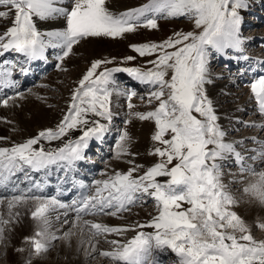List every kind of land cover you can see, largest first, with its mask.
I'll list each match as a JSON object with an SVG mask.
<instances>
[{
  "label": "snow or ice",
  "instance_id": "6c2138e0",
  "mask_svg": "<svg viewBox=\"0 0 264 264\" xmlns=\"http://www.w3.org/2000/svg\"><path fill=\"white\" fill-rule=\"evenodd\" d=\"M249 7L250 0H149L140 7L116 13L106 7V0H0V19H11V25L0 32V57L17 53L26 62L46 59L45 52L51 48L61 50L57 59L63 64L73 54L74 46L88 38L116 39L138 28L158 29V19L186 17L194 21L191 31L176 32L159 43L131 46L140 57H154L147 62L151 67L146 70L103 67L116 63L109 59L90 62L55 129H44L24 142L0 147V187L8 192L11 177L25 168L39 171L58 162L71 166L86 160L85 150L90 141H102L109 131L114 115L113 94L126 96L129 117L154 121L151 139L161 147L150 154L157 156L159 162L147 167L142 175H134L143 166L129 160L132 167L127 172H115L107 179L97 180L94 193L75 202L71 209L75 212L73 226L86 228L90 235L87 242L81 243H88L91 245L88 251L95 252L98 237H125L134 233L130 239L106 240L110 248L99 251V256L108 264H164L161 257L169 252L176 258L174 264H264V241H256L243 219L230 210L237 201L221 182L222 162L232 157L240 164L244 157L233 143L225 142L226 133L217 123L205 89L211 83L209 63L214 55L224 56L228 50L244 52L246 38L241 33L244 23L241 12ZM35 18L40 21L62 18L65 25L42 32ZM241 58L248 59L237 57ZM135 59L128 56L126 61ZM0 65H3L0 88L13 87L15 63L9 65L5 57ZM28 71L20 65L21 75H27ZM116 73H127L138 83L150 86L148 102L150 105L157 102L154 110L133 113L131 99L137 93L118 90ZM250 90L259 112L264 114V77L251 82ZM23 98L22 94L2 97L0 106H15L10 105V100ZM70 131L81 134L56 149L40 146L41 141L63 140ZM130 139L127 130L119 135L117 159L134 155L129 152ZM253 142L260 145L253 150L257 153L253 159L264 161V142ZM246 170L256 179L243 191L264 205V170L250 166ZM160 177L167 180L161 182ZM145 197L153 200L157 210L146 222L109 226L83 220L85 215L118 216L130 212L133 207L143 206ZM30 201L31 218L37 226L34 235L26 237L25 242L31 245L30 255L40 256L49 250L52 241L67 240L73 234L69 231L58 237L50 231V211L69 206L55 198L45 199L24 191L8 192L0 198V206L7 208V218L0 212V243L5 239L6 226L20 215L13 209ZM258 227L264 229V223H258ZM26 264H31V259Z\"/></svg>",
  "mask_w": 264,
  "mask_h": 264
},
{
  "label": "rangeland",
  "instance_id": "374dc122",
  "mask_svg": "<svg viewBox=\"0 0 264 264\" xmlns=\"http://www.w3.org/2000/svg\"><path fill=\"white\" fill-rule=\"evenodd\" d=\"M113 1L115 2L116 0H106V7L116 13L131 10L149 2V0H123L128 4H132V7L122 9ZM241 14L244 16V23L241 27V33L242 37L246 38L244 52L237 53L233 50H228V54L234 56L233 59H231L230 56L225 57V59H221L219 55H214L209 63V79L211 80V83L206 84L205 89L209 99L212 100L213 109L218 118L219 116L217 112H219V110L226 112L225 109L236 108L241 104L239 108V119L234 121L233 125L225 124L223 126L220 125V127L221 130L226 133L225 138L228 140L238 139V137L240 138L242 135L246 136L248 134L249 137L244 140L241 139L243 145L242 147H245L248 143H254L252 140L253 138L260 140L259 138L264 137V124L262 126L263 129L261 128L258 131L256 130L257 128H255V126L250 125L251 120L249 119L253 114L252 109L250 107V109L245 107L248 106L249 103H245V108L240 111L242 103L246 100V98L248 96L250 98L252 96L253 98L250 90V83L259 77H264V0H250L249 10L246 12L242 11ZM57 21H59V23H56ZM57 21H40L38 18H35L37 28L42 32H47L54 29H62L65 25V21L62 18L58 19ZM10 25V18L8 20L0 19V32H3ZM193 28L194 21L189 20L186 17L158 19V29L138 28L133 33L125 34L123 38L111 39L106 37H98L83 40L80 44L74 46L73 54L65 59L63 64H61L57 59L61 52L60 49L49 51L46 53L47 61L42 60L40 61L41 63H39L43 67L41 66L39 69L38 67H33L32 70H30L29 62H26L22 55L17 53H6L5 57L7 58L8 64L12 65L15 63L16 67L14 69L12 79L15 81V88H18L17 92L7 97H14L20 94H22L23 97L29 96L30 100L25 97L20 99L22 102L16 107V112L20 114L22 109H27V107L34 108L35 105L33 104L37 103L44 110H49L52 113L51 116L53 117V122L52 124L45 126L44 129H55L58 123L61 121L63 115L67 112L68 105L71 101L72 91L77 87L79 79L82 78V75L90 67V62L95 60L109 59L115 60L116 63L106 64L103 67H139L142 70H146V68L151 67V65H148L147 62L151 59H154V57H140L137 53L132 51V45H140L150 42L159 43L173 36L176 32H188L193 30ZM128 56H134L136 59L134 61L127 62L126 58ZM240 56L248 57L247 60L243 59L245 62H250L248 66H245V62H242V58L237 59V57ZM5 57H0V60H4ZM257 60L259 63H255ZM32 62L33 61H30L31 64ZM22 64L25 68L30 70L28 71L27 75H21L19 72V67ZM2 66L3 65H0V67ZM120 74L121 73H116L114 76L117 82V89H133V86L131 83H128V80L130 79L132 82L137 81L127 73H123V75ZM170 75L171 73H169V77ZM213 82H218V84L225 83L226 87L223 89H225V93L227 94H224L223 92H217L214 99L210 90V86ZM151 91L152 88L150 86L142 85L140 83L138 84V89L136 92L137 94L131 99V103L134 105L133 109L131 110L133 113L154 110V108L157 106V102L153 101L151 105L148 102V97ZM128 102L129 101L126 96H121V99H119L118 103L111 106L112 112L119 116L114 120V122L112 121L109 128V132L112 131L113 133L112 140L109 141V143L102 141L98 142L94 140V142L91 143L88 149L85 151V156L89 162H91V169L95 172L92 180L93 182H91L92 186L90 194L94 193L96 188L95 182L97 180L107 179L108 176L113 175L115 172H127V170L132 167V165L128 163L129 160H134L135 164L143 166L138 173H134V175H142L144 170L147 167H150L148 165L150 163L151 155L149 152H151L156 147H161V145L152 141L151 139V136L155 132L154 121H141L139 119L129 117V109L127 107ZM0 108L2 109H0L1 114L2 111H5L3 109L6 107L0 106ZM195 115L198 116V114ZM262 117L263 116L259 115L255 117V119L259 121L262 119ZM10 118L14 119L11 120ZM198 118L201 117L198 116ZM129 119L131 120L130 123L127 122ZM14 120H16L15 116H9L8 122L0 121V124L5 122L10 128V137L5 138L3 143L13 142L12 137H19L22 136L23 133L27 134L30 131H25V127L23 128L21 124L16 123ZM147 129L149 130L150 136L147 134ZM123 130H127L129 133L131 138L128 141L129 152L133 153L134 155L122 156L117 159L115 155L116 145L119 142V135ZM39 131L41 130L37 129V133ZM225 142L227 141L225 140ZM238 149L240 150V153L245 154V160L243 162L245 167L239 165H230L231 157H229L228 161L225 162L226 164L222 162L221 182L225 185L226 191H228L237 201L236 205L232 206L230 210L236 212L243 220L244 216L249 217V222L253 223V218H251V215L245 208V205L240 202L239 199L243 193L241 189L244 184L250 180L256 179V177L246 169L252 165L254 167H251L252 169L264 170V161L253 159V157L257 154L256 151L253 150L257 148H241L243 150H247L248 153H243V150L241 151L240 147ZM147 155H149V158L146 157ZM92 158L93 161H91ZM152 158L153 162L151 164L154 166L155 163L159 162V158L155 155H152ZM173 164H175V161ZM26 180L27 178L24 180L23 178L19 179V186L25 191H27L29 187L26 183ZM166 180L167 178L165 177L160 181L163 182ZM237 185H239V188H232V186ZM55 190L56 188L53 187V192H55ZM48 197L53 198V195H49ZM68 200L69 199H67V201ZM184 207L186 208L188 206L184 205ZM156 214L157 210L153 200L151 198L145 197V203L143 206L133 207L130 212H125L118 216L85 215L83 219L85 220L88 217H92L91 221H104V223L114 219L117 220V224L115 226H124L136 221L141 223L146 222ZM5 218H7V214H5ZM15 232L16 231L12 225H8L6 227L7 239L9 240L10 236ZM127 235L128 237L125 236L126 238H123L130 239L134 233L129 232ZM103 237L106 240L110 239V235L106 237L101 236V238ZM115 238L120 237L116 236ZM57 242L59 241L55 240L51 244L49 252L54 251L55 248H53V246L56 245ZM11 243L13 247L12 251L18 253L16 245L12 241ZM104 245L108 246L107 243H104ZM106 246L100 248L106 249ZM161 259L164 261V264H174L176 258L174 257V254L169 252L167 255L162 256ZM1 260H5L4 257L0 259V264H7L5 261L3 262ZM44 261L49 263L52 262V259H48L47 257ZM103 261L104 263L106 262V264H108V261L105 258ZM96 262L97 260L94 263Z\"/></svg>",
  "mask_w": 264,
  "mask_h": 264
},
{
  "label": "bare ground",
  "instance_id": "6f19581e",
  "mask_svg": "<svg viewBox=\"0 0 264 264\" xmlns=\"http://www.w3.org/2000/svg\"><path fill=\"white\" fill-rule=\"evenodd\" d=\"M114 3L122 9H125L127 7H132V4H128L127 2H125L123 0L122 1L116 0ZM56 23H59V21H57ZM52 50H55V49L49 48L48 50H46L45 55L47 52L52 51ZM229 56H230V58L234 57V56L229 55V54H226V55L220 56V57H221V59H223V58L225 59V57H229ZM39 61H41V60L33 61L32 65H34V67H38V69L41 68L42 65L39 64ZM242 61L245 62V60H243V59H242ZM255 63H259V61L257 60ZM259 67H260V65H259ZM257 68H258V66H257ZM120 75H123V73H121ZM116 78H119V77H116ZM128 83H131V85L133 86V89H131V90H135L137 92L139 83L134 82V81L132 82L130 79L128 80ZM219 84H218V82L217 83L213 82L212 85L210 86V90H211V93H212L214 99H215V94L217 92H223L224 94H227V93H225V89H223L224 87H226V84L225 83H223V84L219 83ZM16 91H18V89H14V86L13 87L0 88V98L5 97V96H11ZM226 92H227V90H226ZM24 97L27 99L30 98L29 96H27V97L24 96ZM119 99H121V96H117L114 94L112 96L111 106L116 105L118 103ZM235 99H237V98H235ZM245 101L242 103V107H241L240 111L245 107H247V108L250 107L252 109L253 114L249 119V120H251L250 125L255 126V128H257L256 130L258 131L262 128V126L264 124V114L259 112L258 105L256 102H254L255 101L254 95H253V98H252V96H251V98L248 96ZM21 102H22V100L20 101V99L10 100V105H15V106H9V107L4 108L3 110H5V111H2L0 114V121L1 122L2 121H9V116L10 117L15 116L16 120H14V121L18 124H21V126H23V128L25 127V129H26L25 131H29V130L30 131L27 134L23 133V135L19 136V137H16V136L12 137L13 142L3 143L4 142L3 140L5 138L10 137L9 125L7 126V123L3 122L2 124H0V147H11L14 144L24 142L28 138L36 136L37 135V129L43 130L45 126H48L49 124H52V122H53V117L51 116L52 113L49 110L48 111L44 110L37 103L33 104V105H35L34 108L33 107H30V108L27 107V109H22L20 114L17 113L16 107ZM245 103H249V105L245 106ZM22 106H23V104H22ZM240 106H241V104L238 105L236 108L225 109L226 112L219 110V112H217L218 116H219V118L217 119L218 124L222 125V126L225 124L233 125L234 121H237V119H239L238 116H239ZM27 114H28V116H27ZM259 115L263 116V117L261 120L257 121V119H255V117H257ZM118 117L119 116L117 114H114L112 121L114 122V120ZM12 119H14V118H12ZM252 120H254V121H252ZM80 134L81 133L79 131H70L68 133V135L63 138V140L53 141L51 143H48L47 141H41L40 146H43L46 150L56 149L60 146H63L64 142L68 141L69 139H74V138L78 137ZM147 134H148V136H150L148 129H147ZM112 137H113L112 131L111 132L108 131V133H106L105 136L103 137L102 141L109 143V141L112 140ZM247 137H249L248 134L246 136L242 135V137H240V138L238 137V139H232V140H228L224 137V140H226L227 142L233 143L234 147L237 151H240L238 149L239 147H240V149L246 148V147L258 149L259 143H253V144L248 143L245 147H242L243 145H242L241 139L244 140ZM252 137H254V136H252ZM259 139L260 140L253 138L252 140L264 142V137H261ZM242 150L243 149H241V151ZM242 152L248 153L247 150H243ZM149 154H150V152H149ZM251 154H249V155H251ZM241 155L243 157H245V154L241 153ZM146 157L149 158V155H147ZM244 160L242 161V163L238 164V163H235L234 159L231 157V164L230 165H239V166L245 167L243 165ZM227 161L228 160L224 161V164H226L225 162H227ZM152 162H153V158H152V155H150V163L148 165L153 166L151 164ZM81 167H83V168H81ZM250 167H253V166L251 165ZM89 168H91V167H89ZM89 168L87 167L85 162L77 161L75 164H73L71 166H67L64 162H58V163L49 165L47 168L41 169V172L47 173V175L45 176V180L43 182H48L51 178H53V176H56L60 171L63 170L64 175H65L64 182H66V183L71 182L72 184H74V187L70 193H68V191H64L62 189L61 193L58 194L59 198H61V200L59 199L58 201L66 204V206H69V208H67V209L56 208V209L50 211V213H49L50 218H51V229H50V231L52 233H55V235L58 237L63 236L65 233H68L69 231H71L73 234L67 240L57 239L59 242H57L56 245L53 246V248H55L53 252H49V250H48L46 253H43L40 256L30 255L31 251H32L31 245L29 243L25 242V238L33 236L34 232L36 230V226H37V222L31 218L30 208L32 207V202L30 201L28 205L19 206V207L13 209V212H19L20 215H19V217H17L15 222L11 223L12 227L15 229L16 232L10 236L9 240L7 239V233H6V228H5V239L2 243H0V259L4 257L5 260H1V261H3V262L5 261L7 264H26V261L31 259V264H106V262L104 263V261H103L104 258H100L101 256H99V251L108 250L110 248L109 245L108 246L104 245V243H106V239L104 237L103 238L98 237L97 240L99 242L96 244L97 251L89 252L88 250L91 248V245H89L88 243H83V244L81 243V241L87 242L90 239V235H89L88 230L86 228L82 230L80 226H77V227L73 226L74 218H75V212H74V210H71V209H72V207H74L75 202H78L81 200V191H80L81 188L86 187L88 189L89 185L91 184L92 177L95 174L94 171H92L91 169L89 170ZM25 169L32 170L30 168H25ZM34 171L35 170H33V172ZM19 172L21 173V171H19ZM20 173H18L17 175L15 173L11 177V181L9 184L13 183L15 178H17ZM164 178L165 177H160L158 179L163 180ZM252 182H254V180L248 181L246 184H244V186L242 187L241 190L243 191V189L245 187H247ZM232 188H234V189L239 188V185L232 186ZM8 192L14 193L15 189L8 187ZM8 192H6L4 188L0 187V196L6 195V194H8ZM33 192H36L35 194H40L39 192H42L41 187L36 186L35 182H34L33 188L31 189V193H33ZM29 194H30V192H29ZM66 195L69 197H72L70 202H65L64 199H65ZM45 199H50V198H45ZM239 200H240V202H242L245 205V208L250 213L251 218H253V220H254L253 223H251L248 220L249 217H247V216L243 217L242 216L244 218L243 221L245 222L247 228L249 229L250 234L253 236V238L256 241H258V242L264 241V229H261L258 227V223H264V205H262L254 197L250 196L249 194H246L244 191H243L242 195L240 196ZM0 212H2L5 216V214H7V208L5 206H0ZM57 217H59V219H57ZM91 219H92V217H88L85 220L91 221ZM92 222L103 223V224H106L109 226H115L117 224V220H114V219H111V220H109V222H105V223H104V221H100V222L92 221ZM255 223H257V224H255ZM145 230L146 231H152V229H145ZM115 237H114V235H110L109 240H111V239L124 240L126 237H128V235L126 234L125 238H123V237L115 238ZM11 241L16 245L17 249L23 248L24 251L23 252L18 251V253L15 251H12L13 247H12ZM54 241H52V243ZM104 246H106L107 248L106 249L100 248V247H104ZM47 257H48V259H52V262H49V263L45 262L44 260ZM96 260H97V262L94 263Z\"/></svg>",
  "mask_w": 264,
  "mask_h": 264
}]
</instances>
